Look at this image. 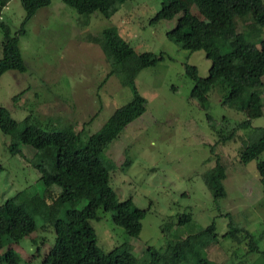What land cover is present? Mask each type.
<instances>
[{
	"label": "rangeland",
	"instance_id": "obj_1",
	"mask_svg": "<svg viewBox=\"0 0 264 264\" xmlns=\"http://www.w3.org/2000/svg\"><path fill=\"white\" fill-rule=\"evenodd\" d=\"M160 7L161 0H126L106 18L99 12L80 14L63 0H50L28 19L19 38L26 71L11 69L0 76V105L17 121L27 116L43 126L68 121L76 131L84 128L83 138L95 133L132 97L131 88L121 85L115 75L106 78L109 65L103 51L88 40L89 35L115 26L137 52L151 51L156 58H163L143 68L135 79L137 90L146 98L144 113L102 154L112 163L109 183L118 198L130 197L135 206L147 210L141 231L137 237L129 236L113 222L110 212L98 208L99 218L91 220L98 246L109 251L125 244L135 255V264H145L148 246L161 248L167 237H184L214 221L215 234L206 233L200 239L209 259L217 264L257 262L264 251V195L256 163L264 160V150L246 164L238 160V151L253 135V128L264 127V93L263 114L252 119L251 127L239 130L229 142H218L215 129L222 125L223 117L233 126L245 114L223 106L219 88L209 94L205 109L190 97L194 82L186 74V65L195 66L205 77L211 61L202 50H186L168 38L167 31L177 17L152 21ZM24 18L20 0H10L2 11V20L12 32ZM253 24L251 17L237 20L236 30L245 31ZM2 36L0 30V56ZM247 37L259 45L264 28ZM10 143L11 137L0 130V204L24 188L44 195L40 174L30 162L35 150L20 144V151L12 154ZM217 159L226 170V196L215 200L202 174L212 169ZM85 202L75 201L68 207L81 208ZM226 213L254 235L259 251L247 252L246 240L236 243L223 235L228 229ZM186 214L191 220L180 225V217ZM34 220L37 229L31 236L12 243L21 258L19 264H40L54 242L53 227L43 215L34 214Z\"/></svg>",
	"mask_w": 264,
	"mask_h": 264
},
{
	"label": "trees",
	"instance_id": "obj_2",
	"mask_svg": "<svg viewBox=\"0 0 264 264\" xmlns=\"http://www.w3.org/2000/svg\"><path fill=\"white\" fill-rule=\"evenodd\" d=\"M25 18L20 28L12 32L2 20V11L10 0H0L1 40L0 76L7 70L26 71V64L19 48V38L25 33L24 26L37 9L50 0H20ZM126 0H63L80 14L99 12L110 18ZM177 17L175 25L167 31L174 43L189 51L202 50L211 61L208 75L202 77L193 65H186V74L193 80L190 97L199 107L208 106V96L215 89L222 92L221 104L245 114L240 122L229 126L223 117L222 125L215 129L218 142L233 140L241 129L251 127V121L263 114L264 93V40L259 45L247 37L252 31L264 28V0H161V7L152 21L170 20ZM251 17L254 24L247 30L237 32L236 21ZM90 42L98 44L109 65L106 78L115 75L121 85L129 86L132 97L117 107L103 125L93 134L82 137L84 128L76 131L68 121L48 123L43 126L30 116L22 121L14 119L9 110L0 105V130L11 137L12 154L20 151L19 145H30L35 154L30 159L39 172L44 195L30 193L27 188L17 191L0 204V264H19L20 256L12 243L37 229L34 214H42L52 225L54 242L49 246L40 264H135L131 249L122 244L104 251L97 244L92 219H98L97 210L111 213L113 222L124 228L132 237L141 231V220L146 209L134 205L130 197L119 199L109 183V167L112 163L102 157L105 148L133 120L146 109V98L137 90L135 79L139 72L155 65L160 55L151 51L137 52L120 34L118 29L107 26L98 35H89ZM17 96L13 97L15 100ZM207 121L212 117L206 113ZM253 135L245 140L238 151L241 163L258 157L264 150V127L253 128ZM213 151V147L211 148ZM258 179L264 195V160L256 163ZM2 166H0V171ZM225 166L216 160L212 169L202 174V179L217 200L226 196L223 180ZM51 199V201H49ZM85 199L81 208L73 202ZM47 200V201H46ZM64 216L60 217V213ZM227 231L223 234L233 242L246 240L247 252L258 250L254 235L229 213ZM190 221V214L180 217L179 223ZM215 234V222L205 228L191 230L184 237L169 238L161 248L147 247L145 264H217L209 259L201 236ZM5 248V249H4ZM4 249V250H3ZM251 264H264V251L260 259Z\"/></svg>",
	"mask_w": 264,
	"mask_h": 264
}]
</instances>
